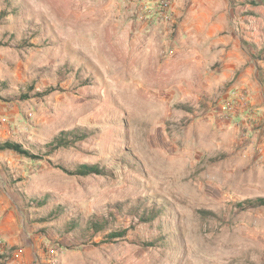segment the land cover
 I'll list each match as a JSON object with an SVG mask.
<instances>
[{"label":"rangeland","instance_id":"1","mask_svg":"<svg viewBox=\"0 0 264 264\" xmlns=\"http://www.w3.org/2000/svg\"><path fill=\"white\" fill-rule=\"evenodd\" d=\"M8 142L0 264H264V0H0Z\"/></svg>","mask_w":264,"mask_h":264},{"label":"trees","instance_id":"2","mask_svg":"<svg viewBox=\"0 0 264 264\" xmlns=\"http://www.w3.org/2000/svg\"><path fill=\"white\" fill-rule=\"evenodd\" d=\"M68 136H73V140L77 141V139L83 138V136L78 131H73L69 133H62L60 137L55 138L54 142L52 143V146L54 148H58L61 146H68L70 143H72L73 140H70ZM0 149H11L13 151H16L20 154H24L26 156L31 157H38L33 154H31L30 151L26 150L21 144L19 143H4L0 146ZM63 171H65L68 174L71 175H81V176H87L91 174H101L102 170L95 165H80L75 170H69L66 168L61 167ZM246 203L250 205V207H257V206H264V198H257L248 200ZM93 224V223H92ZM95 226V224H93Z\"/></svg>","mask_w":264,"mask_h":264},{"label":"built area","instance_id":"3","mask_svg":"<svg viewBox=\"0 0 264 264\" xmlns=\"http://www.w3.org/2000/svg\"><path fill=\"white\" fill-rule=\"evenodd\" d=\"M160 12L165 13L171 8L172 0H157Z\"/></svg>","mask_w":264,"mask_h":264},{"label":"crops","instance_id":"4","mask_svg":"<svg viewBox=\"0 0 264 264\" xmlns=\"http://www.w3.org/2000/svg\"><path fill=\"white\" fill-rule=\"evenodd\" d=\"M218 41H220L222 44L227 43V41H224V40H218Z\"/></svg>","mask_w":264,"mask_h":264}]
</instances>
